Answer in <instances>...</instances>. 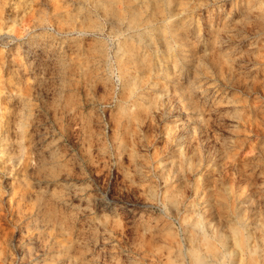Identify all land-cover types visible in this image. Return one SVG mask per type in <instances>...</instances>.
<instances>
[{
    "label": "rangeland",
    "instance_id": "rangeland-1",
    "mask_svg": "<svg viewBox=\"0 0 264 264\" xmlns=\"http://www.w3.org/2000/svg\"><path fill=\"white\" fill-rule=\"evenodd\" d=\"M70 2L0 0L2 22L0 23V122L4 124L1 129H6L7 121L9 125L10 123L13 125L8 129L7 141L3 138L6 133H0V144L5 147L3 158L0 157V248L3 244H6L4 249L8 246L5 264H32V260L37 261L34 262L35 264H40L42 251L48 257V264H107L104 258L105 253L109 252L114 256L109 259L108 264H170V260L166 258L167 250H172V258H174L178 248L177 236L181 239L187 238L185 223H180L179 217L186 215L185 218L190 219L193 210L199 214L202 209L214 217L215 221L218 219L224 223L236 219L233 211L242 210V215L247 217L246 220L249 222L247 227L252 228L248 241L260 247V233L264 228L261 230L262 228L256 226V223L257 225H260L258 222L261 221L264 223V204H257L260 193L264 190V185L262 189L259 188L262 186L260 184H264V170H262L264 169V0H191L192 5H195L185 13L187 22L190 23V27L185 31L186 36L178 42L172 41L171 49L168 52H161L162 56L160 55L159 59L155 56L156 52L150 53L148 59L150 67L144 62L136 64L145 70L146 74L149 71L155 72L157 77L154 82L158 81L156 83L161 87H165L172 77H176L177 81L181 80V95L177 96L173 84L171 96L163 104L168 106L169 111L173 105L175 106V119L181 120L180 129L184 135L175 136V127L167 126L165 139L162 142L164 146L161 147L158 145L161 138L160 131H150L155 125L148 122L142 128V131L149 135V143L152 144L146 151L154 159L157 157L155 162L157 166L149 169L142 164L139 168L128 170L132 156L127 153L124 156L123 166L117 165L118 171L125 177L126 187L121 188L113 184L111 200L118 203H112L107 209L104 206L99 209L93 208V193L88 185L65 183L63 185L65 191H59L53 184L49 190L47 174L39 173L37 168L25 170V166L17 163L11 166L12 170L5 169V165L10 163L6 150L10 149L18 153L19 147L15 140L17 133L12 132L14 128H18V125L13 123L18 119L23 122L22 140L26 143L23 154L25 156L32 149L37 158L52 162L51 157L63 151L65 138L69 135L71 142L77 147H86V140L91 138L94 155L100 147L99 142L91 135L93 132L99 134L100 128L94 121L87 119L92 109L89 104L84 103L87 97L84 89H80L81 103L75 117L68 108L57 110L51 103L42 114L37 111V104L40 103L37 77L50 75L49 71L53 64L62 56L74 57L76 63L81 64L86 56L82 58L78 54L84 49L86 51L85 46L91 47L89 41L81 42L73 38L67 25H75L79 30L99 21L104 26V34L103 37L97 34V38H114L112 48L114 52L117 50V37L110 35L104 18L89 13L91 22L86 21L87 24L80 25L78 23L83 18L85 7L81 2L76 1V4L78 3L75 4L76 6ZM57 3L60 5L58 6ZM68 10L72 14L70 19L72 23L69 20L65 22L62 17L63 13L69 12ZM35 23L52 27L39 30V34L28 32L23 39H16L24 35ZM216 26L219 31L215 29ZM45 31L49 34H45ZM82 34L86 33L81 32L80 35ZM180 43L185 46L179 45ZM229 46L235 48L234 60L223 56L222 52ZM38 49L44 53V59L40 60L39 64ZM140 49H148L151 52V47L148 48L145 42ZM173 49L177 50L174 52ZM13 51L16 53H12ZM230 62L234 64L231 65ZM191 83L195 84L190 85ZM198 84L202 87H198ZM65 93L66 99L61 101V104H70L74 107L75 102L71 98L70 89L66 87ZM107 115L109 117L107 134L111 136L115 124L111 122V113ZM191 139L194 141L192 142ZM138 149L141 152L145 151L144 146H138ZM46 150L48 155H42ZM72 156L78 161L81 174L87 176V172L91 171L99 179L103 173L101 182L107 184L111 167H106L103 162L99 166L90 162L89 168L85 170L84 162L75 151ZM198 156L203 163L209 164L208 169L211 167V170H207L205 165V170L209 171L208 173L204 171V174H208L206 179L212 182L209 178L212 179L213 176L216 178L212 179L215 182H212L213 189L207 200H204L205 196L201 197V193L193 195L192 181L196 176L194 167L192 172H188L187 168L182 170L180 163V160H185L189 162V167L191 163L196 165ZM42 181L44 182L41 183ZM182 186H185L184 189ZM250 187L251 192H248ZM68 188L75 190L72 196L76 201L72 205V220L74 224L79 225L71 235L70 242L69 237L64 235L60 227L61 218L67 214L65 203ZM127 191L133 193L134 200L126 195ZM249 197L255 199L254 202L248 200ZM256 204L259 206L257 207ZM259 212L263 215L257 214ZM86 213V218L81 220L80 217ZM30 215L36 217L39 238L35 244H40L37 252L39 255L37 254L33 259L29 257L19 259L21 249L15 246V243L24 244L26 241L24 239L29 238L30 230L27 224ZM145 215L150 216L145 219ZM149 223L151 226L148 225ZM224 228L227 244L234 251L231 262L224 264H264L262 255L257 253L251 255L247 248L240 244L235 245L233 234L227 226ZM157 232H161L162 236ZM244 238L246 239V236L242 234L243 242ZM10 260L13 262L10 263ZM0 264H3V261L0 260Z\"/></svg>",
    "mask_w": 264,
    "mask_h": 264
},
{
    "label": "clouds",
    "instance_id": "clouds-1",
    "mask_svg": "<svg viewBox=\"0 0 264 264\" xmlns=\"http://www.w3.org/2000/svg\"><path fill=\"white\" fill-rule=\"evenodd\" d=\"M161 16L164 17L161 29L164 38L163 44L157 45L155 37L148 33L151 43L156 46L157 59L161 55V48H164L166 41L171 39L168 26L173 23V18L166 16L163 10H161ZM122 23L127 24V29L125 33H121V36L130 32H137L138 34L140 26L137 21H122ZM51 27L47 24H34L24 35L14 38L23 39L28 32H37L39 34V30H47L51 29ZM67 27L73 38L79 39L81 42L87 40L91 47L85 46L86 51L78 54L82 58L86 56V59H82L81 64L78 65L74 57L70 58L69 55L67 57L62 56L59 61L53 64L52 69L49 71L50 75H39L37 77L40 99V103L37 104V111L42 114L43 110L47 109L49 103H51L52 107L57 110L68 108L75 117L81 103L80 89H84L87 93L84 103L89 104L92 109L88 113L87 119L94 121L100 128L99 134L93 132L91 135L99 142L100 147L97 154L94 155L91 138L86 140V147H77L71 142V135H69L65 138L63 151L57 155L54 161L49 162L37 158L35 167L39 173L47 174L49 190H51L53 184L56 185L59 191H65L63 187L65 183L88 185L93 193V208L99 209L104 206L107 209L112 203H118L111 200L113 184H117L121 188L126 187L125 177L118 171L117 165L123 166L124 156L127 153L132 156L128 170L139 168L142 164L149 169L157 166V163H155L157 157L154 159L146 151L147 147L152 145L149 143V135L142 131V128L148 122L155 125L150 131H160L161 138L158 141V145L161 147L164 146L162 142L165 139L167 126L175 127V136L184 135V132L180 129L181 120L175 119V106L173 105L171 111H169L168 106L163 104L164 101L170 98L173 84H175L177 96L181 95L182 82L181 80L177 81L176 77H172L169 83L165 84V87L155 83L154 78L157 77L155 72L149 71L146 74L141 67L126 60V57L121 55L119 50L113 51L112 39L114 38H97V34L100 37H103L104 34V26L99 21L94 22L88 28L79 30L75 28V25H67ZM81 32L86 34L81 36ZM45 34L49 33L45 31ZM138 39L139 45H143V37L138 34ZM166 55L169 54L166 53ZM43 59L44 53L38 49L37 63L39 64L40 60ZM143 62L146 63L147 67H150L147 55L143 57ZM66 87L70 89L71 98L75 102L74 107L70 104H61V101L66 99ZM108 113H111V122L115 124L111 136L107 134ZM162 125L163 127H161ZM138 146H144L145 151L141 152ZM4 151V145L0 144V157L4 155ZM73 151L84 162L85 170L89 168L90 162L95 163L97 166L103 162L106 167H111L112 171L111 175L108 176L107 184L104 185L101 182L103 173L99 179L91 171L87 172V176L81 174L78 161L73 159ZM46 154L47 150L42 155ZM32 163L30 159V165ZM180 163L182 170L187 168L188 172H192L193 163H191L190 167L189 162L185 160H181ZM62 177L64 178L63 180ZM74 191L72 188L66 190L65 205L67 214L63 215L60 220L61 230L66 237H69V242L74 230L79 227L72 220V205L76 202L72 199ZM126 195L133 200L135 199L131 191H127ZM86 215L87 213L81 216L80 219L84 220ZM189 220L195 221L194 227L201 233L205 232L200 217L195 210H193ZM229 227L231 233L233 230L244 231L243 218L237 217ZM177 238L179 241V256L181 257L180 264H189L186 258L188 255L193 257L192 264H210L204 257H211L215 264H224V259L221 255L223 246L209 244L206 234L205 241L199 247L189 245L188 248H185L178 236ZM223 250L227 252L226 248H223Z\"/></svg>",
    "mask_w": 264,
    "mask_h": 264
},
{
    "label": "bare ground",
    "instance_id": "bare-ground-1",
    "mask_svg": "<svg viewBox=\"0 0 264 264\" xmlns=\"http://www.w3.org/2000/svg\"><path fill=\"white\" fill-rule=\"evenodd\" d=\"M17 1H21V0H17ZM66 1H71L70 3H74V6H76L79 2L82 3V5L85 7H83L85 9V12L84 14L82 15L83 18L81 20V22H79L78 20V24L80 25H83V24H87L86 21H90L92 20V18L90 17V15L92 13H94V16L95 17H103L106 24H107V27L108 30H109V33L110 35H115L117 37V42H118V45H117V50H119L120 54L121 55H124L126 57V60L134 63V64H137L139 62H143V57L145 55L148 56V59H149V54L153 53V52H156V46L153 45L151 43V40L148 36V33H151L152 36L155 37L156 39V44L157 45H162L163 44V33L161 31L163 25H162V21L164 19L163 16H161V10L164 11L165 15L166 16H170L173 18V23L171 25L168 26V30L169 32L171 33V39L167 40L166 43H165V47L161 49V52H165V51H169L171 49L170 45H171V42L172 41H176L178 42L179 40H181L182 37H185L187 32L185 33V31L188 29V27H190V23L187 22V19H186V15L185 13H187L188 11H190L189 9H192L193 6L195 5H192V3L190 2L191 0H86V1H80V0H65ZM76 1L78 2L76 4ZM64 3V1H63ZM69 3V5H70ZM80 3V4H81ZM76 4V5H75ZM58 5V3H57ZM60 5V3H59ZM58 5V6H59ZM73 6V7H74ZM78 7V6H77ZM80 8V7H79ZM74 9V8H72ZM77 9V8H76ZM208 9V8H207ZM211 11V8L209 9ZM208 10V11H209ZM36 11V10H35ZM69 11V10H68ZM71 11L69 12H65L62 14V17H63V20L66 22V21H71L70 19L72 18V14L70 13ZM82 12V11H80ZM57 13V12H56ZM91 13L89 16L88 14ZM81 15V14H80ZM81 17V16H80ZM94 17V18H95ZM193 17V16H192ZM207 17V16H206ZM98 18H96L97 20ZM191 19V18H190ZM52 20V19H50ZM62 20V19H61ZM94 21V20H93ZM122 21H137L140 28H139V36L140 37H143L144 39V42L148 45V48L151 47V52L150 50L148 49H140L141 48V45H139V39H138V34L137 32H130V33H126L125 35L121 36V33H125V30L127 29V24L126 23H122ZM38 22V21H36ZM40 22H41V17H40ZM54 22V21H53ZM56 22V21H55ZM75 22V21H74ZM88 22V23H90ZM96 22V21H95ZM0 23H2L0 21ZM39 23V22H38ZM38 23H35V24H38ZM72 23V21L70 22ZM77 23V22H76ZM104 23V22H103ZM92 24V23H91ZM77 25V24H76ZM79 25V26H80ZM4 26L5 23H4ZM11 26V25H10ZM74 26V25H73ZM91 26V25H90ZM219 26V25H218ZM218 26L215 27V29L219 31V28ZM9 27V25H8ZM78 27V26H77ZM82 27V26H80ZM88 27V26H87ZM192 27V26H191ZM3 28V27H2ZM192 31V29H190ZM193 32V31H192ZM84 33V32H83ZM185 34V35H184ZM83 35V34H82ZM32 36V35H31ZM53 36V35H51ZM39 38H40V35H39ZM184 40V39H183ZM184 42V41H183ZM232 42V41H231ZM229 42V43H231ZM52 43V42H51ZM184 44V43H183ZM18 45V44H17ZM49 45V44H48ZM51 45V44H50ZM49 45V46H50ZM173 45V44H172ZM179 45H182L181 43ZM178 45V46H179ZM16 46V45H15ZM183 46V45H182ZM185 46V45H184ZM183 46V47H184ZM14 47V46H13ZM18 47V46H17ZM16 47V48H17ZM20 47V46H19ZM18 47V48H19ZM174 47V46H173ZM145 48V47H144ZM180 48V46H179ZM115 49V48H114ZM55 50V49H54ZM116 50V51H117ZM177 50V49H176ZM175 50V51H176ZM180 51V49H178ZM186 50V49H184ZM78 51V50H76ZM85 51V49H84ZM83 51V52H84ZM174 51V49H173ZM174 51V52H175ZM183 51V49H182ZM18 52V51H17ZM59 52V51H58ZM186 52V51H185ZM12 53H16V51H13ZM223 53V56L226 58V59H232L234 60L233 58H235V48L234 47H226L225 50L222 52ZM19 54V53H17ZM176 54V53H175ZM186 55V54H185ZM184 55V56H185ZM189 55V54H188ZM62 56V55H61ZM156 56V55H155ZM162 56V55H161ZM165 56V55H164ZM173 57V56H172ZM189 57V56H188ZM167 59V58H166ZM171 60V59H169ZM168 60V61H169ZM175 60V59H174ZM199 60V59H197ZM237 60V58H236ZM235 60V61H236ZM149 61V60H148ZM160 61V60H159ZM172 61V60H171ZM187 61V59L185 60ZM155 63V62H153ZM231 63V62H230ZM234 64V63H233ZM231 63V65H233ZM236 64V63H235ZM144 65V64H143ZM170 65V64H169ZM175 64H173L174 66ZM146 66V65H144ZM171 66V67H173ZM170 67V66H169ZM155 68V67H154ZM153 68V69H154ZM159 68V67H158ZM167 68V67H166ZM181 69V67H180ZM148 70V69H146ZM170 70V69H169ZM167 71V70H165ZM175 72V71H174ZM171 73H172V70H171ZM178 73V72H177ZM173 74V73H172ZM195 74V71L194 73ZM171 75V74H170ZM176 76V75H175ZM188 76V75H187ZM178 77V76H177ZM194 78V77H193ZM156 79V78H154ZM193 80V79H192ZM190 81V80H189ZM158 82V81H156ZM155 82V83H156ZM162 82V81H161ZM188 82V81H187ZM186 82V83H187ZM196 82V80H195ZM162 84V83H161ZM195 83H191L190 85H193ZM198 87L201 86V84L197 85ZM187 87V86H186ZM184 87V88H186ZM202 87V86H201ZM189 88V86H188ZM12 90V89H11ZM186 91V90H185ZM1 92V91H0ZM188 92V91H187ZM191 92V91H190ZM10 93V91H9ZM8 93V94H9ZM19 95V94H18ZM16 96V95H15ZM14 96V97H15ZM187 96V95H186ZM20 97V96H18ZM17 97V98H18ZM16 98V97H15ZM19 99V98H18ZM23 100V99H22ZM12 101V100H11ZM9 101V102H11ZM15 101V100H14ZM13 102V101H12ZM11 102V103H12ZM24 102V101H23ZM26 102V101H25ZM10 103V104H11ZM15 103V102H14ZM23 104V103H22ZM25 104V103H24ZM27 104V103H26ZM17 105V104H15ZM20 105V104H19ZM28 105V104H27ZM218 105V104H217ZM13 106V105H11ZM26 106V105H25ZM220 107V106H218ZM6 108V107H5ZM10 108V107H9ZM8 109V107H7ZM13 109V108H12ZM15 110V109H14ZM12 110V111H14ZM24 110V109H23ZM11 111V109H10ZM9 111V112H10ZM25 111V110H24ZM27 111V110H26ZM12 114V112H11ZM11 117V116H10ZM13 117V116H12ZM34 118V117H33ZM12 120V119H11ZM34 120V119H33ZM29 121V120H28ZM35 121V120H34ZM84 121V119H83ZM14 124H17L18 125V128H14V130L12 132H15L17 133L16 135V143H17V146L19 147L18 148V153H15L14 151L12 152L9 148V150H6L8 152V159L10 160V163L6 164L5 165V169L7 170H12V167L11 166H15L17 163H19V165H23L25 166V170L26 168L28 169H35V162L37 161V156L35 155L34 151L31 149L29 152H28V155H23L24 154V148H25V145L26 143L22 140L23 138V130H22V126H23V122L21 119H18L17 121H13ZM6 129H1L2 126H4L3 123L0 122V133H6L4 134V141H7L6 139H9V127H11L12 123H10L9 125V122L7 121L6 122ZM27 125V124H26ZM13 126V125H12ZM31 128V127H30ZM33 129V128H32ZM35 134V133H34ZM85 136V134H84ZM190 137V136H189ZM189 137H186V139ZM185 137H183L184 139ZM191 138V137H190ZM33 140V139H32ZM191 141L193 142L194 140L191 139ZM188 142V140H187ZM190 142V141H189ZM4 143V142H3ZM184 143V141H183ZM187 144V143H186ZM190 144V143H189ZM14 145V143H13ZM16 145V144H15ZM7 146V145H6ZM194 147V146H193ZM34 148V147H33ZM195 148V147H194ZM192 150V149H190ZM196 151V150H195ZM198 151V149H197ZM196 151V152H197ZM45 152V151H44ZM195 152V153H196ZM264 153V152H263ZM199 154V153H198ZM48 155V154H47ZM58 154H55L51 157V161H54L55 158L57 157ZM127 155V154H126ZM178 155V154H177ZM193 155V154H192ZM210 155V154H209ZM264 155V154H263ZM262 155V156H263ZM7 156V155H6ZM194 157V156H193ZM200 156H198L196 159H197V162H196V165H194V169L196 170V176L195 178L193 179L192 181V185H193V195L196 196V194H200L201 193V197L205 196V199L204 200H207V197L211 194V189H213V185H212V182L215 180H212V179H216V178H209L212 182H210L209 180H207L206 178H208V173L209 171L207 170H211L210 168L208 169L209 167V164L208 163H203L202 160L199 158ZM3 158V157H2ZM1 158V159H2ZM30 159L31 161L33 162L31 165H30ZM180 159V158H179ZM205 159V157H204ZM195 160V159H194ZM261 160V159H260ZM181 161V160H180ZM264 162V161H263ZM176 164V163H175ZM180 164V163H179ZM264 164V163H263ZM262 164V165H263ZM10 165V166H9ZM177 165V164H176ZM205 165H207V170ZM3 166V165H2ZM169 166V164H168ZM262 167V166H261ZM264 167V166H263ZM262 167V168H263ZM166 167H164L165 169ZM260 168V167H259ZM15 169V167H14ZM163 169V170H164ZM167 169V168H166ZM198 169V171H197ZM264 170V169H262ZM143 171V170H142ZM168 171V170H167ZM204 171L206 172L204 174ZM158 172V171H157ZM263 172V171H262ZM1 173V172H0ZM142 173V172H141ZM264 173V172H263ZM144 174V173H143ZM142 175V174H141ZM180 175V174H179ZM204 175H206L204 177ZM212 175V173H211ZM214 175V174H213ZM148 177V176H147ZM157 177V176H156ZM190 177V176H189ZM260 177V176H259ZM263 178V177H261ZM244 179V178H243ZM161 180V179H160ZM181 180V179H179ZM254 180V179H253ZM253 180H252V183H253ZM187 181V180H186ZM260 181V180H259ZM218 182V181H216ZM233 182H236V181H233ZM243 182V181H242ZM258 182V180H257ZM42 183V182H41ZM183 183V182H182ZM185 183V181H184ZM264 183V182H263ZM35 184V183H34ZM45 184V183H44ZM218 184V183H216ZM235 184V183H234ZM33 185V183H32ZM36 185V184H35ZM40 185V184H39ZM72 185V184H71ZM215 185V184H214ZM262 186H260L259 188L263 187L264 184H260ZM238 186V183L237 185ZM241 186V184H240ZM34 187V185L32 186ZM44 187V186H43ZM183 187V186H182ZM185 187V186H184ZM184 187L182 189H184ZM186 187H187V184H186ZM246 187V185H245ZM253 187V186H252ZM257 187V185H256ZM179 187H177L178 189ZM188 188V187H187ZM258 188V187H257ZM214 189H215V186H214ZM243 189V188H242ZM262 189V188H261ZM264 189V188H263ZM251 190V187L250 189H248V192ZM258 190V189H257ZM255 190V192L257 191ZM185 191V190H184ZM188 191V190H186ZM191 192V191H190ZM251 192V191H250ZM261 192V191H260ZM185 193V192H184ZM187 193V192H186ZM230 193V191H229ZM257 193H259V191H257ZM32 194V193H30ZM48 194V193H47ZM255 194V193H254ZM159 195V194H158ZM185 195V194H184ZM183 195V196H184ZM212 195H214V193H212ZM248 195V194H247ZM246 195V196H247ZM250 195V194H249ZM49 196V195H48ZM235 196V195H234ZM242 197V194L240 195ZM253 196V195H252ZM258 196V194H257ZM257 196H254L257 197ZM214 197V196H213ZM232 196L230 195V198ZM236 197V196H235ZM238 197V196H237ZM245 197V196H243ZM248 197V196H247ZM259 197V196H258ZM234 198V197H233ZM246 198V197H245ZM243 199V198H241ZM247 199V198H246ZM248 200H252L250 199V197L248 198ZM255 200V199H253ZM252 200V201H253ZM257 200V199H256ZM61 201V200H60ZM213 201V200H212ZM31 202V201H30ZM158 202V201H157ZM177 202V201H176ZM239 202V201H238ZM241 202V201H240ZM247 202V201H246ZM254 202V201H253ZM252 202V203H253ZM258 203L257 204H264V190L260 193V198H259V201H257ZM43 203V202H41ZM58 203V202H57ZM214 204V203H213ZM243 204V203H242ZM256 204V206H257ZM180 205V204H179ZM183 205V204H182ZM247 205V204H246ZM77 206V205H76ZM215 206V204H214ZM240 206V205H239ZM238 206V207H239ZM243 206V205H242ZM249 206V205H248ZM251 206H253L251 204ZM259 206V205H258ZM257 206V207H258ZM45 207V206H43ZM159 207V206H158ZM46 208V207H45ZM73 208V207H72ZM175 208V207H174ZM173 208V209H174ZM207 208V207H206ZM245 208V207H244ZM242 208V209H244ZM256 208V207H255ZM261 207H259L260 209ZM264 208V207H263ZM75 209V208H74ZM217 209V208H216ZM215 209V210H216ZM254 209V208H253ZM258 209V210H259ZM176 210V209H175ZM255 210V209H254ZM252 210V211H254ZM173 211V210H172ZM206 211V210H205ZM214 211V210H213ZM224 211V210H223ZM251 211V212H252ZM256 211V210H255ZM261 211V210H260ZM263 211V210H262ZM261 211V212H262ZM112 212V211H111ZM174 212V211H173ZM176 212V211H175ZM217 212V210L215 211ZM234 212V215L235 217H242L243 218V230L244 231H237V230H233L232 231V234L234 236V243L235 245L236 244H240L242 245L243 247L247 248L249 254H259V255H262L264 257V223L263 221H261L260 223L258 222V224L260 225H257L256 223V226H260L263 230L261 231L260 233V237H261V246L258 247V246H255L254 244H250L249 241H248V238L250 236V233L252 232V228H249L247 227L249 225V222L246 220L247 217L243 216L242 215V210H235L233 211ZM258 212V211H257ZM20 213V212H19ZM28 213V212H27ZM110 213V212H109ZM246 213V212H245ZM14 214V213H13ZM48 214V213H47ZM257 214H261L260 212L257 213ZM114 215V214H113ZM153 215V214H152ZM199 217H200V220H201V223L205 229V232L204 233H201L198 229H196L194 227V224H195V221L194 220H189V218H185L186 215H182L179 217V221L180 223L184 222L185 223V226H186V235H187V238L186 239H181L179 238V240L182 242V244L184 245L185 248H188L189 245H195L196 247H199L204 241H205V234H206V237H207V242L209 244H212V245H222L223 248H226L227 249V252H224L223 248L221 249V255L223 256V259H224V263L227 262V263H230L231 262V256L233 254V249L230 248L227 244L228 240H227V235L225 233V228L224 226H227L229 231H230V225L234 222V220H231V221H227V222H222V221H219L218 219L215 221L214 217H211L209 214H207L206 212H204V210L202 209L201 212L199 214H197ZM263 215V214H261ZM150 216V215H149ZM148 216V217H149ZM228 216V215H227ZM146 217L145 215V219L148 218ZM249 217V216H248ZM258 217V216H257ZM19 218V217H18ZM191 218V217H190ZM220 218V217H219ZM255 218V217H254ZM261 218V217H260ZM25 219V218H24ZM150 219V218H149ZM172 220V217L170 218ZM231 219V218H230ZM263 219V218H262ZM152 220V219H151ZM158 221V218L156 219ZM175 220V219H174ZM28 224H27V228L30 230L29 231V238H26L24 240V244L22 242H18L19 244H16L15 243V246L19 247L21 249V255L18 256L19 259H22L24 257H29L31 259L37 257V252L39 250V245L40 244H35V241H37V239L39 238V231L37 229V223H36V217H33L32 215H30V219L28 220ZM148 221V219H147ZM224 221V219H223ZM226 221V220H225ZM90 222V221H89ZM146 222V221H145ZM153 222V220H152ZM78 223V222H77ZM165 224V223H164ZM253 224V223H252ZM84 225V223H83ZM149 226H151V224L149 223L148 224ZM152 225H154V223H152ZM159 226V225H158ZM164 226V225H163ZM153 227V226H152ZM165 227V226H164ZM177 227V226H176ZM259 227V228H260ZM140 228V227H139ZM138 228V229H139ZM163 228V227H162ZM37 230L36 232H33V230ZM159 231H160V227H158ZM157 229V231H158ZM155 230V229H154ZM152 233H153V230H151ZM156 231V230H155ZM154 231V232H155ZM228 231V230H227ZM228 231V232H229ZM231 232V231H230ZM147 233V232H146ZM158 235L159 233L161 232H157ZM156 233V234H157ZM229 234V233H228ZM242 234H245L246 236V239L242 240ZM12 235V234H11ZM79 235V234H78ZM155 235V234H154ZM258 235V234H257ZM80 236V235H79ZM84 236V235H83ZM157 236V235H156ZM161 236H162V233H161ZM160 237V236H159ZM79 238V237H78ZM153 239V237H152ZM151 239V240H152ZM6 240V238H5ZM161 240V239H160ZM177 241V253L174 255V258H172V254H171V249H168L167 250V259L170 260V264H180V259L181 257L179 256V241H178V238L176 239ZM250 241H252L250 239ZM4 242V241H3ZM172 242V241H171ZM8 244V243H7ZM232 244V243H231ZM4 245L6 244H3V247ZM42 246L44 245V243L41 244ZM74 245V244H73ZM11 246V245H10ZM0 248V260L3 261V264L7 263L5 259H7L8 255H7V248L8 246L6 247V249L4 248ZM76 247V246H75ZM160 247V246H159ZM11 248L13 249V247L11 246ZM42 250V249H41ZM163 250V249H162ZM18 252V251H17ZM238 252V251H237ZM41 254L43 255L42 259H41V263L40 264H48L47 263V260H48V257L46 255H44L43 251L41 252ZM14 255L16 256V252L14 253ZM39 255V254H38ZM114 255L111 254L110 252L109 253H105V258H104V261L105 263H110L109 259L112 258ZM121 256V255H120ZM245 257V256H244ZM252 257V256H251ZM189 261V264H192V260H193V257L191 255H188L186 257ZM66 259V258H65ZM204 259L206 261H209L210 264H215L214 261H212V258L211 257H204ZM249 259V258H248ZM247 259V260H248ZM125 261V260H124ZM13 260H10V263H12ZM34 262H37L36 260H32V264ZM249 262V261H248ZM247 262V263H248ZM22 263V262H21ZM35 264V263H34ZM102 264V263H101ZM152 264V263H151Z\"/></svg>",
    "mask_w": 264,
    "mask_h": 264
}]
</instances>
